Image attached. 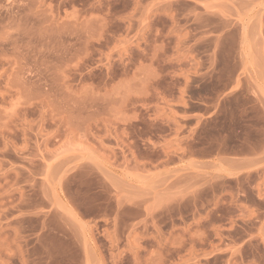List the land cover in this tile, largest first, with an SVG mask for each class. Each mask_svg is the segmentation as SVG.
Returning a JSON list of instances; mask_svg holds the SVG:
<instances>
[{"label":"rangeland","instance_id":"374dc122","mask_svg":"<svg viewBox=\"0 0 264 264\" xmlns=\"http://www.w3.org/2000/svg\"><path fill=\"white\" fill-rule=\"evenodd\" d=\"M0 264H264V0H0Z\"/></svg>","mask_w":264,"mask_h":264}]
</instances>
